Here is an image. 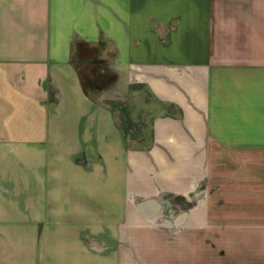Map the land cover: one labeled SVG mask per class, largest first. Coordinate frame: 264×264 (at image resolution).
Returning a JSON list of instances; mask_svg holds the SVG:
<instances>
[{
    "label": "crops",
    "instance_id": "1",
    "mask_svg": "<svg viewBox=\"0 0 264 264\" xmlns=\"http://www.w3.org/2000/svg\"><path fill=\"white\" fill-rule=\"evenodd\" d=\"M0 264H264V0H0Z\"/></svg>",
    "mask_w": 264,
    "mask_h": 264
}]
</instances>
